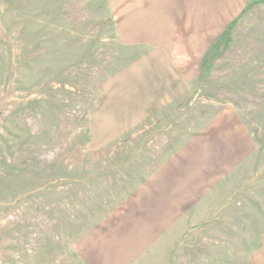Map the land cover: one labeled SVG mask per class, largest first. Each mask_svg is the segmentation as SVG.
Listing matches in <instances>:
<instances>
[{"label":"rangeland","instance_id":"374dc122","mask_svg":"<svg viewBox=\"0 0 264 264\" xmlns=\"http://www.w3.org/2000/svg\"><path fill=\"white\" fill-rule=\"evenodd\" d=\"M230 106L259 170L264 0H0V264H83L80 237ZM242 238L196 231L164 264H245Z\"/></svg>","mask_w":264,"mask_h":264},{"label":"crops","instance_id":"0c3cea01","mask_svg":"<svg viewBox=\"0 0 264 264\" xmlns=\"http://www.w3.org/2000/svg\"><path fill=\"white\" fill-rule=\"evenodd\" d=\"M166 79L158 76L153 87L158 101L173 89ZM256 151L240 112L222 108L80 237V260L164 264L186 236L216 227L230 243L243 237L245 264H264V183L252 187L258 173L264 180V166L254 170Z\"/></svg>","mask_w":264,"mask_h":264}]
</instances>
